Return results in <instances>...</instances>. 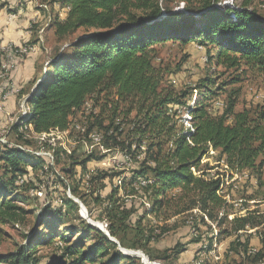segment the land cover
<instances>
[{"label":"trees","instance_id":"1","mask_svg":"<svg viewBox=\"0 0 264 264\" xmlns=\"http://www.w3.org/2000/svg\"><path fill=\"white\" fill-rule=\"evenodd\" d=\"M45 1L60 4L65 13L69 8L67 16L53 25L56 37L66 47L46 66L44 78L28 99L31 109L22 121L24 125L9 127V135H16L18 145L32 146L28 133L47 134L72 127L70 137L77 144L91 143V135L101 133L102 145L109 150L119 149L128 158L124 159L126 165L137 166L125 178L122 174L110 176L112 170L96 174L88 165L103 161L107 154L93 152L80 159L76 157L77 150L69 153L60 146L55 151L54 159L57 165H64L67 175L76 177V168L81 167L80 183L86 180L88 188L95 186V201L105 206L100 220L107 222L108 233L118 242L83 221L86 231L95 230L100 236V244L78 256L79 245L65 249L64 238L59 239L57 246L65 252L55 264L139 263L140 258L125 255L120 248L142 251L151 260L170 259L168 253L179 257L196 244L202 250L207 246L211 252L215 234L205 236L198 229L201 224L211 228L207 220L217 225L218 238L232 239L225 254L243 253L246 258L253 257V264H264V236L260 234L263 249L252 253L255 245L249 233L264 226V210H260L264 205V107L238 111L240 90L231 91L226 101H221L218 98L229 84H218L209 76L197 85L201 92L192 105V92L167 86L165 71L155 65L156 46L179 42L182 46L203 47L211 66H246L259 69L264 78V19L252 9L254 0H244L235 8L221 6L225 0ZM174 4L184 7L179 10ZM42 13L47 22L49 14ZM21 96L22 93L20 99ZM89 102L90 108L86 106ZM185 114L189 117L187 126ZM71 118L83 122L85 131H76ZM215 153L219 155L217 166L202 163ZM0 160L6 175H11L13 187L19 185L20 179H25L20 186L33 183L32 175L39 177L50 165L46 157L9 145L2 149ZM222 162L227 169L223 174L216 172ZM49 169L54 171L51 166ZM235 175L245 183H253L256 194L239 198L234 183L226 187L227 179L233 180ZM115 178L122 184L103 198L105 182L109 179L114 183ZM2 181L0 196L6 192ZM259 195L262 197L256 199ZM135 199L140 200L142 208L149 204L148 208L141 213ZM235 201L246 210L245 214H239L243 210L235 208ZM250 201L254 202L252 207H248ZM67 203L77 206L71 199ZM3 205L0 213L5 209ZM8 209L16 213L18 208ZM195 211L199 213L197 224ZM188 215L193 220L188 221L191 234L196 237L192 245L177 244L172 251L165 250L163 256L151 255L149 246L168 232V222ZM49 218L56 227L67 224L62 206ZM41 221L47 226L44 218ZM159 230L161 234L157 235ZM55 233L57 229L49 238L36 236L17 252L0 255V264H41L37 253L42 246L54 242ZM87 235L84 231L80 244ZM75 256L71 263L66 260Z\"/></svg>","mask_w":264,"mask_h":264},{"label":"rangeland","instance_id":"2","mask_svg":"<svg viewBox=\"0 0 264 264\" xmlns=\"http://www.w3.org/2000/svg\"><path fill=\"white\" fill-rule=\"evenodd\" d=\"M243 3L244 0H225L221 6H229L231 8H235L236 5L242 6ZM48 4H50V6H53L50 1L48 2ZM57 5V8L61 7L60 4L57 3ZM178 5L174 4L173 6L177 9L184 7V4ZM251 7L252 9L256 10V14L260 18L264 19V0H254ZM53 8L55 7H52V9ZM57 8L54 11L52 10V18L54 22L50 23V27H48L45 32L46 34L44 35V45H42V47L40 48L38 47V54L36 56L37 59L35 57L27 60L29 58L28 57L24 60V54L21 53H16L15 56L17 58L13 59L22 60L19 61L21 62L19 67L20 70L22 69L24 64L28 65L32 62L31 69H34V73H25V75L21 78L22 86L23 88L25 87L23 91L24 93L28 92L29 96H25V98L22 99H20L18 96L19 103L17 106V114L12 125H17L18 123H20V126L24 125L22 121L31 109L29 104L27 103L28 99L33 95V93L37 89L38 84L41 83L42 79L44 78L46 66L49 64V62H51V60L56 59V57L59 56V54H61L63 49L66 47L65 42L59 40L56 37L55 28H53V25L56 21L61 22V20L65 18V14L62 10L63 8L61 7L58 10ZM12 13L14 12L12 11ZM213 48L214 47H212V49ZM34 49L35 51H37L35 47ZM156 50L158 58L155 62V65L165 71L167 77L166 85L172 86L177 90L189 89V91H191L193 94L191 98V100L193 101H191L192 105L199 97V92H201L198 90L197 85L199 84L200 80L209 76L214 77L215 81L218 84H229L224 87V90L221 92V95L218 98L221 101H226L227 96L231 91L240 90L239 106L237 108L238 111L246 108L255 110L259 105L261 107H264V78L263 76H261L259 69L250 70L246 66H242L238 69H226L222 66H211L209 65V63H207L208 56L206 50L203 47L202 49H200V46L195 47V45L182 46L179 44V42H167L164 45H158L156 46ZM216 54V52L213 53L214 56H216ZM16 65L14 72L13 68H6L5 76H13L17 72ZM14 83L17 85L15 81ZM14 83L12 82V78H8L9 86H16ZM19 88L16 90L14 95L20 94L21 90ZM5 93L7 92L1 91L0 89V101L1 99H4L3 97L5 96ZM183 117L185 125L187 126L189 124V117L186 114ZM10 124L11 122L8 123V121L3 125L0 124V153L6 143L9 142L12 144L9 145L10 147H18L20 150L27 151L34 156L49 157L50 165L46 167V171L48 172L50 170L49 166L56 170H54L53 172L49 171L48 173L44 172L43 174L39 173V177L34 174L32 175L34 180L33 183L27 184L25 186H20L22 185V183L20 182L19 185L16 184V186L13 187L10 184L11 175H6L5 170L2 169L4 165L0 160V178L3 179L2 182L5 184L6 188V192L2 193L0 196V205L4 204V210H6V212H9V216L4 213V210H2L0 213V255L17 252L18 250L32 243V239L36 236L42 235L44 236V238H49L50 234H52V232L56 229L57 233H55L54 235V242L52 244L42 246L37 253V257H40L42 259L41 264L57 263L61 259L63 255L62 252H65L67 246L79 245L77 248V255L80 256L92 249L95 244L99 245L101 242V238L97 234V232L95 230H85V224L82 222L86 220L81 216L80 207V205H83L88 212L89 218L98 223L99 226L101 225L107 229V222L104 220H100V216L102 215L105 206L102 204H97L95 201L97 198V194L92 193L95 186H93V188H88V186H86L85 184L86 180H84L83 183H80L79 179L82 177L81 167L76 168V177L72 174L67 175L66 171H64V165H57L56 160L54 159L55 151L60 146L64 149L66 148L70 153L73 151L72 147L77 144L75 142L76 139L74 140L70 137L73 131L71 129L72 127L67 130V136L63 135L60 130L58 131L56 129L47 134L28 133L27 135L30 138L29 140L33 142V145L19 147L22 145L16 144L18 142L16 135H7L8 130L10 134V128H8L10 127ZM75 126L76 124L73 125V128L76 130ZM48 134L51 135L48 136ZM102 142L103 140L101 141V143ZM89 144H96V142L92 139V142H89ZM76 150L78 151L76 154L77 158L83 159V157L81 156H84V154L86 156L89 155L88 152L86 153V149L84 148L83 144H78ZM114 150L117 151V153H108L106 159L101 162L94 161L93 163H90L88 165V169L91 172H95L96 174H99L101 172L107 173L109 170H112L111 172L113 173H111L110 176L122 174L124 176L123 178L128 177V175L130 174V170L132 168H136L137 166L126 165L124 159L127 161L128 158L125 156L123 157L119 149ZM44 152H46V155L43 154ZM94 153L98 154L100 153V150L96 149ZM213 156L214 157L209 156L203 159L202 163L210 162L211 166H217L219 155L215 153L213 154ZM117 159L118 161H116L115 164L113 163V166H115L116 169L115 171H113L114 169H112L111 165L109 166V161ZM222 164L223 166L221 168L216 169V172L218 171L221 174L225 173L227 170L226 167H224V162H222ZM125 168H128L129 170ZM245 177H248L247 174L245 175ZM27 179H29L30 181L31 177H27ZM232 183L235 184V188H238L236 190L239 198L242 196L246 197L256 194V187H254L253 183L249 181L245 183V179H242L240 175H235L233 180L227 179L226 187H228V185ZM105 184L107 185V188L101 193V196L103 198H106L110 194L112 188H114L115 186H119V184H122V182L118 178H115L114 183L113 181L107 179ZM69 186H71L72 189L76 188L77 192H72V189H70ZM261 197L262 196L259 195V198L256 199H260ZM70 199L77 203V206L69 205L67 202ZM226 199H229V197H227ZM135 202L137 210H139L141 213L145 208H148L149 206V204L147 206L144 205V207L142 208L140 206L139 199H135ZM238 202L239 201H235L232 203H235V208L239 210L242 207ZM253 203L254 202L250 201L248 207H252ZM10 206H17V212L14 213V211L9 210L8 207ZM60 206H62L63 209V216L65 217L64 222H66L67 224L62 227L60 224H57L56 227V224L51 223V219L49 218V216L51 217V215H53V213H55V211L58 209V207L60 208ZM260 210H264V205L260 206ZM245 213L246 210H243L239 214L243 215ZM10 214L13 215V218L10 217ZM194 214V223L197 224L199 222H197L196 218L199 213L195 211ZM233 217L234 215L231 216L230 219H232ZM41 218H44V222L47 223V226L43 225L44 223L41 221ZM149 220L151 221L153 220V218H149ZM188 221L193 222L189 215L169 221L168 225L170 228L168 229V232L165 235H160L161 238L159 239V241L153 242L149 246L151 255H153L154 257L163 256V252L165 250L172 251L177 246V244H181L184 246L192 245L190 244V242L193 238L196 237L191 234V225L188 223ZM207 221L211 228L202 226L201 224L198 229H200V233L204 234L205 236H211L212 232L215 234V244L210 254H208V251L206 250L207 246H204L202 250L201 247L197 246L198 244H196V246L194 247L190 246L189 248H191V250L186 254H183V256L181 255L178 257L174 256L172 253H168L167 256H170V259H150V263L198 264L202 262L201 264H253V257L246 258L243 256V253L239 255L235 251H233V253L225 254V250L228 249L229 243L232 241V239L224 237L218 238L217 225L209 222V220ZM159 223H162L163 225V222ZM147 224L148 222H145V225ZM53 225L54 227H52ZM257 230L258 229L251 230L249 232L253 234L252 240L254 242L253 244L255 245V250L252 253L263 249L260 234L264 236V226L260 227V231ZM84 231L85 233H89V235H87V239H85L83 243L80 244L79 242L81 241V237ZM159 234H161V230H159L157 235ZM63 238L65 240V249L62 251L59 248L60 246H57L58 243L56 242L59 239ZM206 243L208 244V242ZM241 252L243 251L241 250ZM145 256L148 257L146 254ZM76 258V256L68 257L66 260L71 263L72 260ZM93 264L101 263L100 261H97ZM138 264H143L142 259Z\"/></svg>","mask_w":264,"mask_h":264},{"label":"crops","instance_id":"3","mask_svg":"<svg viewBox=\"0 0 264 264\" xmlns=\"http://www.w3.org/2000/svg\"><path fill=\"white\" fill-rule=\"evenodd\" d=\"M57 6V4H53V6H51V12H47L49 16L46 22V14L42 13V9H39L35 2L26 3L23 0H0V65H2V59L4 57L1 50L10 44L16 47L34 46L37 51H35V53H33L27 60L37 56L38 47L40 48L42 45H44V41L41 43L39 40L38 33L46 25H50L51 22H49V18L52 17V7H55L56 9ZM60 8L61 7L57 8V10ZM12 11L14 13H12ZM16 53L22 54V52H12L10 53V60L17 58L15 56ZM19 61L22 60H17L16 62L17 72L13 75L12 82L14 83L15 81L17 85L15 83L14 84L17 87H20L19 89L21 90L20 93H22V99L25 98V96H29V94L28 92L24 93L23 90L25 87L23 88L22 86L21 78L25 75V73H34V69H31V62L28 65L24 64L20 70L19 67L21 62ZM3 85L4 83L0 81V89ZM5 95H7V93H5ZM18 96L19 95L11 96L6 103H2L0 101V124L3 125L8 121V123L11 122V127L14 123L17 114V106L19 103Z\"/></svg>","mask_w":264,"mask_h":264},{"label":"built area","instance_id":"4","mask_svg":"<svg viewBox=\"0 0 264 264\" xmlns=\"http://www.w3.org/2000/svg\"><path fill=\"white\" fill-rule=\"evenodd\" d=\"M23 1L26 3L35 2L37 4V6H42V11H45V4H43V1H41V0H23ZM68 12H69V8L66 10L65 17L67 16ZM37 15H39V14H37ZM33 22H34V20H33ZM41 38H42V36H41ZM200 49H202V47H200ZM1 51L3 52V56H4L2 59V66H1V70H0V81L2 83H4V85L1 87V91L7 92V99H1V102L6 103L9 100V98L11 96H13L14 93L16 92V90L19 88L17 86H9L8 85V78H12L13 76H5V69L6 68H13V72H14L15 65L17 62V60H10V53H12V52H24V60H25L26 58L30 57L33 53H35V49L33 46L16 47V46L10 44V45L6 46L5 48H3ZM259 97H263V96H259ZM86 106L88 108H90L91 107L90 102L87 103ZM71 122L75 123L76 125L83 124V122H81L77 119H74V118H71ZM7 135H9V130L7 132ZM78 144H79V141H78ZM78 144H75L74 147H72L73 151L76 150ZM6 145H12V144L8 142V143H6ZM83 145H84V148L86 149V153L88 152V154H92L96 149H99L100 153H103V154H108L110 152L117 153V151H115V150L107 149L105 147V145H102V143H97V144H89L88 143V144H83ZM19 147H24V146H19ZM43 154L46 155V152H44ZM46 158L49 159V157H47V156H46ZM116 161H118V159L109 161V166L111 165L112 169H114V170H116V169H115V166H113V163L115 164ZM54 170H56V169H54ZM23 181L24 180L18 181V184L20 182H23Z\"/></svg>","mask_w":264,"mask_h":264},{"label":"bare ground","instance_id":"5","mask_svg":"<svg viewBox=\"0 0 264 264\" xmlns=\"http://www.w3.org/2000/svg\"><path fill=\"white\" fill-rule=\"evenodd\" d=\"M43 4H45V11L46 12H51V6H50V4H48V3H45V2H43ZM38 8L39 9H42V6H38ZM68 8V7H67ZM67 8H66V10H67ZM52 17H50L49 18V22H52ZM49 27V24L48 25H46L44 28H42L40 31H39V33H38V37H39V40L41 41V43L44 41V35L46 34L45 32H46V30H47V28ZM41 36H42V38H41ZM22 54H24V52H22ZM4 99H7V95H5L4 96ZM75 128H76V130H78V131H82V132H84L85 131V128H83V126L82 125H76L75 126ZM59 131V130H58ZM60 132H62V134L63 135H65V136H67L68 135V133H67V131H60ZM51 134H48V136H50ZM91 138L96 142V144L97 143H101V141L103 140V134H101V133H93L92 135H91ZM71 140V139H70ZM66 149V148H65ZM67 150V149H66ZM71 153V152H70ZM21 180H24L23 182H21L22 184L25 182V179H21ZM97 226H99L98 225V223H97ZM101 226V225H100ZM208 254H210V252H208ZM145 260H146V258H144ZM202 262H200V263H198V264H201ZM147 264H154V263H147Z\"/></svg>","mask_w":264,"mask_h":264},{"label":"water","instance_id":"6","mask_svg":"<svg viewBox=\"0 0 264 264\" xmlns=\"http://www.w3.org/2000/svg\"><path fill=\"white\" fill-rule=\"evenodd\" d=\"M81 207V216L88 221V223L96 228H98L99 230L103 231L106 233L107 236L110 237L111 241H114L116 243H118L114 238H112L110 236V234L108 233L107 229L103 226H97V223L94 222L93 220H91L89 218V215H88V212L86 210V208L83 206V205H80ZM120 250L125 254V255H132V256H136L140 259H142V262L143 264H147V263H150V258L149 257H146L144 253H142L141 251H134V250H127V249H124V248H120ZM146 258V260L144 259Z\"/></svg>","mask_w":264,"mask_h":264}]
</instances>
